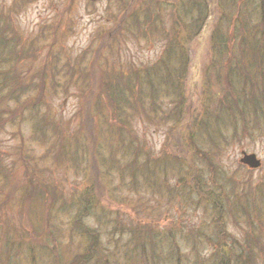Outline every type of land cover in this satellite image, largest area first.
Masks as SVG:
<instances>
[{"label": "rangeland", "instance_id": "374dc122", "mask_svg": "<svg viewBox=\"0 0 264 264\" xmlns=\"http://www.w3.org/2000/svg\"><path fill=\"white\" fill-rule=\"evenodd\" d=\"M260 3L0 0L8 37L35 51L17 66L23 82L49 60L59 67L54 88L32 85L35 76L28 86L45 101L11 119L0 104V264H246V253L220 249L245 244L244 219L264 221V62L259 52L241 56L239 28L241 6L257 23ZM168 43L175 69L167 83L152 78L154 101L140 112L136 98L111 106L105 75L117 63L129 72L160 65ZM78 67L84 93L68 79ZM109 108L132 142L112 139ZM242 151L260 166L241 164ZM245 181L259 183L255 207ZM252 233L260 237L247 264H264V234Z\"/></svg>", "mask_w": 264, "mask_h": 264}, {"label": "trees", "instance_id": "16d2710c", "mask_svg": "<svg viewBox=\"0 0 264 264\" xmlns=\"http://www.w3.org/2000/svg\"><path fill=\"white\" fill-rule=\"evenodd\" d=\"M234 1V0H232ZM158 2V1H157ZM260 5L262 7V11L259 13L260 16V21L257 23H252L250 20V9L246 7V4L244 6H241L242 13H244V16H246V20H240V27L242 28L241 33L243 34L242 37H240L243 42H245L244 47L242 49H245L244 52H241V56L247 57V54L255 55L257 52H259L261 59L264 62V0H260ZM160 3V2H159ZM196 8V5H193ZM238 14V17H241L242 14ZM255 15V12H253ZM11 16L8 15H3V12L0 11V104L3 102L5 104V107H3V110H5L6 117L8 119H11L12 114L15 117L16 112L15 109L23 104V106L26 107H32L37 104H40L43 102L45 99L44 97V92H39V97L36 100H32L27 95V90L31 87V80L33 79V84L35 85H42L43 86H48V85H53V88L57 84L56 81V74L54 73V70L59 69L58 66L53 63H56L54 60H49L46 63H50L51 65L49 66L50 70H46L45 67L41 70H39L35 75H32L31 79L28 80V82H23V77L21 74L17 73V66L22 60L25 55H27V58L34 57L32 52H28L25 54L26 50H23L22 47L18 46V41L19 37L16 38L14 37V33L8 37L9 32L13 29V27H10L9 23H12V18ZM206 18V17H205ZM204 20V19H203ZM233 21L235 19L233 18ZM230 22V20H229ZM8 25L9 27L6 28L5 26ZM194 25V24H193ZM150 26V25H148ZM202 26L200 24L199 28ZM263 26V27H262ZM236 27H234L233 31H235ZM232 31L228 32L231 33ZM240 33V34H241ZM225 34V33H224ZM18 40H16V39ZM235 38V37H234ZM229 39V38H228ZM226 44V43H224ZM241 44V43H239ZM169 48V51L165 52L163 54V58L161 59V64L156 66H149L145 65L142 67H136L132 66V71H128V69L131 67H125L122 68L120 63H117V68L111 69L109 71L108 75H105L106 78L103 79L102 84H101V94L108 97L110 100V105L116 109H120L121 107V102L128 100L129 102L134 103V99L136 100V104L134 107L140 112L141 110H144L145 105H143L141 101H144L147 96H149V100H153L155 93L157 92L158 87L153 86V77L158 78L159 80L163 81L164 83L169 82V79H171V76H169V72H171L172 67L175 69L174 66L171 65L172 61V50H174L173 45H170L168 43L167 45ZM240 47V46H239ZM166 49V50H168ZM229 49V48H228ZM231 50V49H229ZM247 59V58H246ZM171 61V62H170ZM170 62V63H169ZM174 64V63H172ZM235 69V71L240 70ZM66 70V68H65ZM79 67L75 68L72 76L74 77H68L70 80H74L75 86L84 93V88L89 87V83H86L85 78H81L80 73H79ZM232 71V70H231ZM243 71V70H242ZM165 73V74H163ZM71 74V73H69ZM76 74V76H74ZM164 78V79H163ZM150 79V90L149 88L145 87L148 84V80ZM148 84V85H149ZM147 88V89H145ZM145 89V90H144ZM147 92V95H144V93ZM99 94L100 96H102ZM133 98V99H130ZM101 99V98H100ZM262 100H264L262 98ZM34 101V102H32ZM45 101V100H44ZM32 102V103H31ZM109 113L110 115H113L114 120V125L108 123L109 129L112 127L115 129L114 132H112V139L116 140V138L119 139V137L123 136L125 137L124 139H127V142H132L130 136H134L131 132L130 125L124 120L118 121V116H114V113L112 110L109 108ZM119 113V110L116 111V114ZM22 119V116H21ZM118 122L120 125H118ZM56 129L54 128V131ZM61 132L62 130H58ZM111 131V130H110ZM115 134V135H114ZM190 136V135H189ZM190 137H193L191 135ZM189 137V139H191ZM96 149V145L94 143V146L92 147V151ZM92 158V157H91ZM89 168L91 171L93 170L94 174L91 172V178H96L98 176V163L96 162V158H92L89 160ZM2 164L0 163V167ZM131 173H132V166L131 164L128 165L127 167ZM124 169V167H123ZM0 174H1V169H0ZM247 184V181L243 182V185ZM259 184V183H257ZM256 185H245L247 187V192L245 194V197L247 198V206H256L257 200L255 199L256 195V190L255 188L257 187ZM264 186V185H263ZM255 190V191H254ZM264 192H262L263 194ZM244 194V193H242ZM264 195V194H263ZM255 212V211H254ZM256 215V212H255ZM246 223V227L248 229L247 235L244 237L245 238V244H242L241 242L238 241L237 244L233 243L232 245H229V247H222L220 250L224 254H233L234 252H237L236 249L240 250L241 252H244L247 254L248 258L247 260L244 261V263H249L250 259H253V253L254 250L251 248L253 244H255L257 241H259L258 235L252 233L254 230L256 232H260L261 234H264V221L262 219H256V217H248L247 219H244ZM177 230V229H176ZM175 230V231H176ZM258 230V231H257ZM264 253V252H262Z\"/></svg>", "mask_w": 264, "mask_h": 264}, {"label": "water", "instance_id": "95a60500", "mask_svg": "<svg viewBox=\"0 0 264 264\" xmlns=\"http://www.w3.org/2000/svg\"><path fill=\"white\" fill-rule=\"evenodd\" d=\"M240 154H242L240 162L246 164L250 168H256L260 165V161L256 158L254 153H245L242 151Z\"/></svg>", "mask_w": 264, "mask_h": 264}]
</instances>
